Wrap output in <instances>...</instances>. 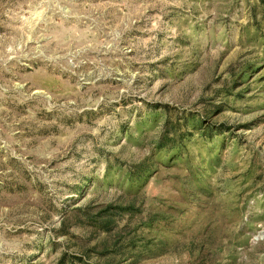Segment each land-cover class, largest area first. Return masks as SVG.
<instances>
[{
  "label": "rangeland",
  "instance_id": "1",
  "mask_svg": "<svg viewBox=\"0 0 264 264\" xmlns=\"http://www.w3.org/2000/svg\"><path fill=\"white\" fill-rule=\"evenodd\" d=\"M0 264H264V0H0Z\"/></svg>",
  "mask_w": 264,
  "mask_h": 264
}]
</instances>
